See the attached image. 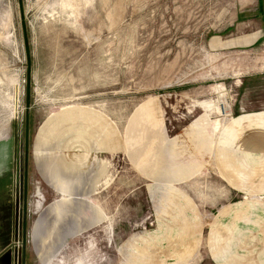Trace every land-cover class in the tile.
<instances>
[{
    "label": "rangeland",
    "instance_id": "1",
    "mask_svg": "<svg viewBox=\"0 0 264 264\" xmlns=\"http://www.w3.org/2000/svg\"><path fill=\"white\" fill-rule=\"evenodd\" d=\"M254 3L0 0V264H257L221 244L230 205L254 197L228 168L242 150L264 167V43L241 24ZM134 119L157 129L169 180L130 156Z\"/></svg>",
    "mask_w": 264,
    "mask_h": 264
},
{
    "label": "crops",
    "instance_id": "2",
    "mask_svg": "<svg viewBox=\"0 0 264 264\" xmlns=\"http://www.w3.org/2000/svg\"><path fill=\"white\" fill-rule=\"evenodd\" d=\"M253 5L254 8L245 10V20H243V23L241 24L243 28L250 27L253 23L257 25V32L252 33L255 34L253 37L249 38V33L246 35L247 43L250 46H261V44L264 43V0H255ZM149 117L150 115L146 113V120H149ZM136 119H134L131 123L130 133L128 132V134L124 137V142H128L130 149L134 144H136V146L133 147L132 152L130 151V156L135 160V163H138V167L144 174L157 180H161V178L169 180L172 178L171 171H167L166 175H163L162 173V171H165V167L163 166L165 160L161 156L160 152L163 141L158 139L157 141L155 140V138H157V134H155L157 129L154 128V132L152 133L151 131L153 127H151V125H147L146 122H144L143 125H140L139 121H136ZM198 125L199 120L191 123L186 135L191 139V142L192 139L195 141L192 143L193 148H196L200 158H203L205 153H208L209 149L214 147V145L211 142L212 136L210 137L211 134L210 131H208V123H205L203 127H199ZM41 142L42 140L39 141V146H41ZM255 154L256 153L253 150H242V158L240 161H235L237 163L233 162L235 167L232 169L228 168L226 172V178L232 183L234 188L233 191H238L244 195H253L254 197H252L248 202H240L237 200L230 205L226 218H229L230 216H232V218L228 221V223H222L225 226H223V229L228 230L227 232L229 235L223 238L221 244L236 246L238 243V253H242L239 255H246L247 259H250L252 254L258 253L257 258L259 261H257V264H264V205L260 203L262 197L264 196V184H262L263 186L260 188L257 183L260 177L263 176L261 173L262 171L264 172V167H261L262 170L259 172L260 174L257 173L258 168L254 167V169H251V166L249 165L251 164L250 160L256 157ZM196 164V159L191 157L187 164L189 173L188 170H184V168H178L176 175L173 173L174 177L176 178L179 175V178L184 175H190V173L195 169L194 167ZM260 165L262 164L260 163ZM226 168L227 166L225 169ZM50 182L51 183L49 184L52 185L57 192H61L67 186L65 182L59 181L58 178L55 179L54 176H51ZM50 210L52 211L53 209H49L45 214V220L50 219ZM226 218H223L222 220ZM232 219H234L233 223ZM231 223L234 224V226H231ZM229 237L230 239H228ZM226 239L229 241L226 242ZM175 249V254L180 257V249ZM225 253L226 250L223 254ZM231 256V247H228V252L225 254L224 262Z\"/></svg>",
    "mask_w": 264,
    "mask_h": 264
},
{
    "label": "bare ground",
    "instance_id": "3",
    "mask_svg": "<svg viewBox=\"0 0 264 264\" xmlns=\"http://www.w3.org/2000/svg\"><path fill=\"white\" fill-rule=\"evenodd\" d=\"M227 108V107H226Z\"/></svg>",
    "mask_w": 264,
    "mask_h": 264
}]
</instances>
